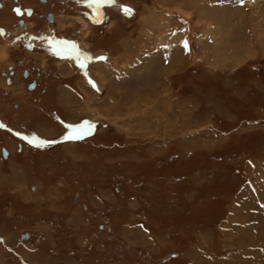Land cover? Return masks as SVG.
<instances>
[{
  "label": "rangeland",
  "instance_id": "374dc122",
  "mask_svg": "<svg viewBox=\"0 0 264 264\" xmlns=\"http://www.w3.org/2000/svg\"><path fill=\"white\" fill-rule=\"evenodd\" d=\"M49 1L0 93V264H264V0Z\"/></svg>",
  "mask_w": 264,
  "mask_h": 264
},
{
  "label": "flooded vegetation",
  "instance_id": "af4514ba",
  "mask_svg": "<svg viewBox=\"0 0 264 264\" xmlns=\"http://www.w3.org/2000/svg\"><path fill=\"white\" fill-rule=\"evenodd\" d=\"M39 1L42 3L41 0H39ZM12 2L13 3L8 2L7 0H0V17H2L3 14H8L9 11L10 12L12 11L13 12V16H11V17H12V19H15L14 22L16 24V28L20 29V31H18L16 34H14V33H12L9 30L6 31L4 29L5 28L4 26H0V29L1 28L4 29V34L8 38H12V36H14V35L17 36L18 40L15 41V46L13 48H15V49H19V48L25 49V48L22 47L23 44L21 45L19 43V41L26 36V33H27L26 29H27V27L30 26V23L33 24L34 26H37V25H35V19L37 17L40 18V14L37 13V15H36V11H35V9L33 7H24L20 3V0H13ZM46 2H47V4H46ZM46 2L42 3V4H44L42 6L47 7L48 4L50 3V1L46 0ZM8 3L12 4V5H9ZM15 8H20V11H22V15L21 16H19L17 13L14 12ZM27 10H32V16L31 17H29L30 14H27ZM52 15L54 16V20H53L54 22L53 23H55L56 15L54 13H52ZM47 16H48V13L44 16L46 18V20L48 18ZM20 21L23 22V25L21 26L22 28L20 27V24H19ZM14 22H11V25H13ZM15 31H16V29H15ZM4 34H2V32H0V36H2ZM30 35H34V34H30ZM0 48H1V46H0ZM5 57H6V55H5ZM5 57L3 59H5ZM23 63H24L23 60H20L18 62V64H23ZM16 67H17L16 64H15V66L14 65L13 66H9L8 67L9 70L7 72H2L0 75L4 79L5 85H7L6 87L10 90V91L8 90L9 93L11 92L14 95H21V94L24 93V91H23L24 90V86L26 85L27 89H28V86L32 85V84H35L36 80L33 79L28 84H26V82L22 83V81H24V79L16 78V76L18 74V72H17L18 70H17ZM34 72H35V70H34L33 67L31 69L24 70L23 73H22L23 74V78H25V80L30 79V78H34V76H35ZM16 83H17V85H16ZM36 84L38 85V82H36ZM17 108H19V106Z\"/></svg>",
  "mask_w": 264,
  "mask_h": 264
},
{
  "label": "crops",
  "instance_id": "0c3cea01",
  "mask_svg": "<svg viewBox=\"0 0 264 264\" xmlns=\"http://www.w3.org/2000/svg\"><path fill=\"white\" fill-rule=\"evenodd\" d=\"M6 29V28H5ZM7 30V29H6ZM4 45L5 46V44H3V42L2 41H0V46H2V45ZM3 47V46H2ZM5 48H6V50H7V54H6V57H5V59H0V66H2L3 64H4V62H7L10 58H12V62H13V65L15 66V64H18V62L20 61V60H23L24 61V63L21 65V66H23V71L24 70H26V69H30L31 67H30V65H29V60L28 59H26L25 57L24 58H20L19 59V56H22V55H20V51H22L21 50V48H19V49H12V48H9L8 46L6 47L5 46ZM11 62V63H12ZM9 66H12V64H10ZM17 66V65H16ZM16 68H18V66L16 67ZM5 70H1L0 71V74L2 73V72H4ZM23 71L21 72V75H23L22 73H23ZM18 75V74H17ZM21 75H20V77H17L18 79L20 78L21 79ZM23 78V77H22ZM23 85V84H22ZM4 88H5V82H4V79L2 78V76L0 75V93H2V91L4 90ZM23 88V87H22ZM24 89H27V86L25 85L24 86Z\"/></svg>",
  "mask_w": 264,
  "mask_h": 264
},
{
  "label": "snow or ice",
  "instance_id": "6c2138e0",
  "mask_svg": "<svg viewBox=\"0 0 264 264\" xmlns=\"http://www.w3.org/2000/svg\"><path fill=\"white\" fill-rule=\"evenodd\" d=\"M102 2L104 3H114L115 0H102ZM18 14H21V11L19 9L15 10ZM125 14H127L128 12H130V9L125 8L124 9ZM0 32H2V30H0ZM185 47H187V44L185 42ZM69 131L66 132L64 139L65 140H80L83 139L84 136L87 134L85 133L83 130H77L75 129L73 126H69Z\"/></svg>",
  "mask_w": 264,
  "mask_h": 264
},
{
  "label": "water",
  "instance_id": "95a60500",
  "mask_svg": "<svg viewBox=\"0 0 264 264\" xmlns=\"http://www.w3.org/2000/svg\"><path fill=\"white\" fill-rule=\"evenodd\" d=\"M44 1V0H43ZM18 14V13H17ZM27 14H30L29 12H27ZM19 16H21L22 15V11H21V14H18ZM49 21L50 22H53V15H49ZM20 25H23V22L22 21H20V23H19ZM31 88H34V85L31 87ZM7 151H5V155L7 156Z\"/></svg>",
  "mask_w": 264,
  "mask_h": 264
},
{
  "label": "bare ground",
  "instance_id": "6f19581e",
  "mask_svg": "<svg viewBox=\"0 0 264 264\" xmlns=\"http://www.w3.org/2000/svg\"><path fill=\"white\" fill-rule=\"evenodd\" d=\"M117 7V6H116Z\"/></svg>",
  "mask_w": 264,
  "mask_h": 264
}]
</instances>
